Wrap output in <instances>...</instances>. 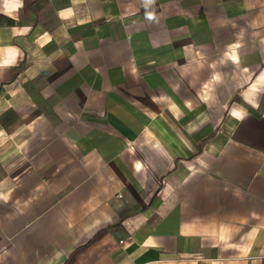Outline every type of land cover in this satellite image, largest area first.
<instances>
[{
	"label": "crops",
	"instance_id": "obj_1",
	"mask_svg": "<svg viewBox=\"0 0 264 264\" xmlns=\"http://www.w3.org/2000/svg\"><path fill=\"white\" fill-rule=\"evenodd\" d=\"M0 264H264V0H0Z\"/></svg>",
	"mask_w": 264,
	"mask_h": 264
}]
</instances>
